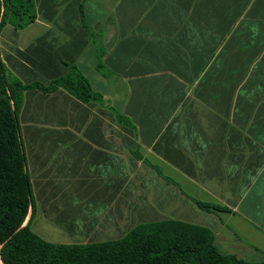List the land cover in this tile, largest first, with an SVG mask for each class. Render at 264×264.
<instances>
[{
	"label": "crops",
	"instance_id": "crops-1",
	"mask_svg": "<svg viewBox=\"0 0 264 264\" xmlns=\"http://www.w3.org/2000/svg\"><path fill=\"white\" fill-rule=\"evenodd\" d=\"M0 28L11 78L75 67L99 99L22 90L18 131L45 241L105 242L142 223L211 230L264 259V0H31Z\"/></svg>",
	"mask_w": 264,
	"mask_h": 264
},
{
	"label": "trees",
	"instance_id": "trees-1",
	"mask_svg": "<svg viewBox=\"0 0 264 264\" xmlns=\"http://www.w3.org/2000/svg\"><path fill=\"white\" fill-rule=\"evenodd\" d=\"M31 0H0V28H22L33 20ZM63 87L88 102L99 99L75 68L49 85H24L11 78L0 58V258L4 264H264L221 252L211 230L163 220L142 223L119 239L94 243H51L23 225L32 206L29 179L18 131L22 90Z\"/></svg>",
	"mask_w": 264,
	"mask_h": 264
},
{
	"label": "bare ground",
	"instance_id": "bare-ground-1",
	"mask_svg": "<svg viewBox=\"0 0 264 264\" xmlns=\"http://www.w3.org/2000/svg\"><path fill=\"white\" fill-rule=\"evenodd\" d=\"M0 264H4V263L2 262V260H1V258H0Z\"/></svg>",
	"mask_w": 264,
	"mask_h": 264
}]
</instances>
